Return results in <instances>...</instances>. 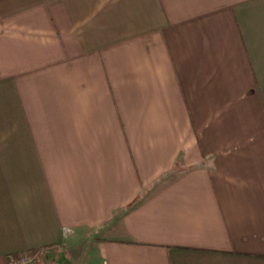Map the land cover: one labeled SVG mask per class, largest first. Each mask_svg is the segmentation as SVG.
Listing matches in <instances>:
<instances>
[{"label": "crops", "instance_id": "0c3cea01", "mask_svg": "<svg viewBox=\"0 0 264 264\" xmlns=\"http://www.w3.org/2000/svg\"><path fill=\"white\" fill-rule=\"evenodd\" d=\"M264 264V0H0V264Z\"/></svg>", "mask_w": 264, "mask_h": 264}, {"label": "built area", "instance_id": "2783aa9c", "mask_svg": "<svg viewBox=\"0 0 264 264\" xmlns=\"http://www.w3.org/2000/svg\"><path fill=\"white\" fill-rule=\"evenodd\" d=\"M36 260L33 255H21L17 257H11L6 264H32Z\"/></svg>", "mask_w": 264, "mask_h": 264}]
</instances>
